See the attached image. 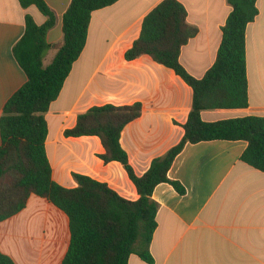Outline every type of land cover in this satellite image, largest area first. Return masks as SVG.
<instances>
[{"label": "crops", "instance_id": "obj_1", "mask_svg": "<svg viewBox=\"0 0 264 264\" xmlns=\"http://www.w3.org/2000/svg\"><path fill=\"white\" fill-rule=\"evenodd\" d=\"M45 1L56 16L47 39L57 43L63 39V16L71 0ZM162 1L119 0L92 13L86 46L46 114V152L59 185L77 187V173L107 183L126 199L139 198L124 166L100 158L105 149L99 137L65 135L78 116L94 106L142 104L141 116L126 125L120 137L138 176L182 140L192 88L149 55L125 58L144 18ZM178 1L187 9L188 22L198 28L183 46L180 62L201 79L216 61L232 7L228 0ZM256 5L259 14L246 32L249 106L203 111L204 121L264 117V0ZM26 15L38 25L46 21L34 5L25 9L19 0H0V118L7 101L28 79L13 53L25 33ZM48 53L45 65L55 56L52 50ZM247 146L243 140L187 144L168 173L186 193L161 183L152 195L159 204L150 247L153 263L133 254L128 264H264V172L242 160ZM70 239L68 216L34 194L22 211L0 223V251L15 264H62Z\"/></svg>", "mask_w": 264, "mask_h": 264}, {"label": "trees", "instance_id": "obj_2", "mask_svg": "<svg viewBox=\"0 0 264 264\" xmlns=\"http://www.w3.org/2000/svg\"><path fill=\"white\" fill-rule=\"evenodd\" d=\"M119 0H71L63 16V39L49 43L56 16L45 0H19L23 8L36 6L46 17L38 25L26 15L24 35L13 48L27 82L7 101L0 118V223L22 211L31 195L48 199L69 218L71 239L62 264H128L135 254L153 263L151 243L157 229L159 204L152 198L161 183L180 195L185 187L170 179L175 158L187 144L203 141H247L242 160L264 172V117L245 116L207 122L202 112L249 106L246 32L259 14L257 0H228L232 7L222 27L217 58L205 76L197 79L180 62L184 45L198 34L178 0H164L144 18L141 34L125 53L127 60L149 55L168 67L193 90V104L182 140L155 158L142 176L136 175L120 144L123 129L142 114V104L94 106L80 114L67 137L97 136L105 149L100 158L120 162L135 184L139 198L122 197L107 183L74 174L77 187L67 188L52 178L46 152V114L63 88L74 62L87 43L92 13ZM50 64L44 59L49 51ZM0 264H15L0 251Z\"/></svg>", "mask_w": 264, "mask_h": 264}, {"label": "rangeland", "instance_id": "obj_3", "mask_svg": "<svg viewBox=\"0 0 264 264\" xmlns=\"http://www.w3.org/2000/svg\"><path fill=\"white\" fill-rule=\"evenodd\" d=\"M50 54H51V53H48V54H47V57H46V59H45L46 61H48Z\"/></svg>", "mask_w": 264, "mask_h": 264}]
</instances>
